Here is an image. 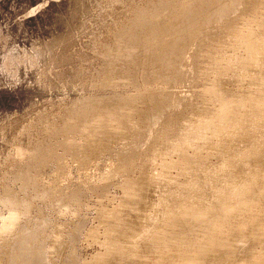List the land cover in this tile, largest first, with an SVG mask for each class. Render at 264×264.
<instances>
[{
	"label": "rangeland",
	"instance_id": "374dc122",
	"mask_svg": "<svg viewBox=\"0 0 264 264\" xmlns=\"http://www.w3.org/2000/svg\"><path fill=\"white\" fill-rule=\"evenodd\" d=\"M193 1L0 0V226L5 195L29 204L25 215L15 212L14 233L0 234V264H17L22 232L47 248V264H264V94L247 93L251 79L254 90L264 85V3L232 0L208 17L200 54L191 47L178 79L164 82L174 65L156 56L184 48ZM133 84L142 90L133 103L120 113L102 103L72 133L75 151L96 152L85 162L62 147L44 166L15 157L61 141L41 129L40 116L60 125L76 102L133 96ZM156 96L180 101L150 110ZM131 153L140 158L131 172L103 182ZM219 242L225 248L198 254Z\"/></svg>",
	"mask_w": 264,
	"mask_h": 264
},
{
	"label": "bare ground",
	"instance_id": "6f19581e",
	"mask_svg": "<svg viewBox=\"0 0 264 264\" xmlns=\"http://www.w3.org/2000/svg\"><path fill=\"white\" fill-rule=\"evenodd\" d=\"M236 1L237 0H233V4H235ZM261 1H262V3H264V0H261ZM193 2H194V6L189 11V20H190V24H191L192 28L189 31V34H188L189 36H187L185 38L186 43L184 45V48L182 50H180L178 52V54H176V55L170 56L171 53H168L163 58H162V55L156 56V58L159 61L161 60V63H163L165 61L164 62V65L166 66V68L168 70H170V67L174 65L173 68L171 69L172 73H171V75H170L169 78L161 77V79H165L164 82L175 81V80L178 79L179 75L182 72L181 67L183 66V61L186 58L185 57V54H186V52L191 47L194 46V49L196 47L195 52H194V57L195 58L200 54V50H199L200 47L199 46H201V44H202V35H203L202 28L205 26L204 24L206 23L207 18L208 17H211L212 14H218L221 11L223 13L227 12V9L226 8L229 7V6L231 7V5H232L231 4L232 0H194ZM238 2L239 3L242 2L243 4H245L246 3V0H238ZM181 11H183V7L179 5L175 9V11L172 13V15L173 16H178L181 13ZM259 13L261 14L262 12L260 11ZM246 19H247V17H246ZM167 29H168V27L167 26H164V27H158V28H156L155 31H157L159 34H163ZM200 33H201V40L199 41ZM158 46L161 49H165L168 46V42L166 40L161 41ZM188 54H187V57H188ZM190 55H189V57H190ZM186 60H187V58H186ZM188 61H187V63H188ZM188 68H190V64H189V67ZM189 70H191V69H189ZM109 71H110V66H107V68L105 70V73H104V76H103V81H104L105 86L112 87L115 84H114L113 80L109 79V77H110ZM262 72L261 73L264 74V70ZM156 79H153L151 81L150 85H152L156 81ZM256 82H258L257 79H251L248 82L249 85L248 84L247 85L249 86V90H248L247 93H249V92H254V93L259 92L257 94H264V85L262 86L263 89H261V90H256V89L254 90L253 89V88H257L258 85H259ZM133 87L136 88V93L133 96H131V95H123V96L114 95V96H112V97H110L108 99H102V100H99V101L88 100V101H84V102H82V101L76 102L72 107H70L69 109H67L64 112L65 113L64 116H61V123H60V125H58L55 121H51L52 118L51 119L49 118L50 119V121H49V119H47L46 117H41L40 116V119L37 120V121H39V126L41 127V129H43V131H45L46 133H49V134H52V135L53 134L54 135L55 134H58V136L61 135V137H62L61 138V141L58 142L55 146H52L50 148H45V147L41 148V147H38V146L41 145L40 144V145L36 146L37 148L34 149V151H32V152L25 151V150H21V149H17L16 153L14 154L15 157L17 158L18 161H22V160H24L26 158H28V159L31 158V160H33V164H38V165L44 166L48 162H50L52 159L55 158V156H56V154H55L56 149H58V147H62L63 149L66 150L67 153H69L71 156H73L74 158H76V160H78L79 162H81V163L85 162L86 161V154H87L88 151H91V150H89V149H87V150L86 149L80 150L79 149V151H75V148L74 147H78V146L73 141V138H75V137H72L73 136L72 133L77 132L82 127H84V124H85V122L87 120H92V118L97 115L98 111H100L103 108L102 105H101L102 103L107 102V104H112L113 111L117 110V111H119L118 113H120V111L123 110V107L124 106H127V105L133 103L134 102V99H137V98H139L141 96L142 90L139 89V88L137 89V87H136L135 84H133ZM235 92H231V90H229L228 99L227 100L233 99ZM179 101L178 102L176 101V102H170V103H168L167 101L161 100L159 98V96H156L154 99H152L151 104L149 105L148 108H150V110H151V107L160 106L159 107V111H162L164 109H167V108L171 107L172 105H175L176 103H179ZM151 114L152 113L149 111L148 112V115H151ZM68 116H70L71 119H68ZM176 122H177V124H180V126H181L182 120H181L180 116L177 117ZM72 124H74V125H72ZM63 125H72V126L69 127V132L67 130H64L63 129ZM150 125H151V123H150ZM29 128H31V127H29ZM173 128L174 127H172L170 124H168V125H166L164 127V131L166 133H170V132L173 131ZM38 130L40 132V129H38ZM36 131H37V129H36ZM36 131H35V133H36ZM30 132L32 133V131H30ZM26 134H27V132H26ZM31 135H33V134H31ZM150 137H149L150 138L149 139V142L147 141L148 144L147 143H145V144H147L148 145L147 147L148 148L150 147V149H151L153 147V145H154L155 140H156L157 132L154 133V131H153V135L150 136ZM53 139H55V138H53ZM104 144H105V142L104 141H101V145H104ZM107 146H108V144L105 145V148ZM88 147L91 148L92 146L89 145ZM73 150L75 152H73ZM91 152H94V151H91ZM94 153H96V152H94ZM130 155H131L130 157L128 156L129 158L127 157L128 158V161L124 165L122 164L115 171L110 172L104 179H102V181L103 182H107V181L111 180L112 178H114L115 176L117 177V175L119 173H121V174L122 173H128L129 174V172H131V170H132V168L134 166V163L140 159L139 157L138 158L136 157V154H132L131 153ZM81 156H83V159L81 158ZM56 161H57V159H56ZM136 171H137V169H136ZM9 172L11 174H14L15 178H20V176H21L19 174L20 172L18 174L16 173L17 171H16V168H14V167H11L10 170H9ZM33 181H34V179H33ZM174 188H176V187H174ZM154 192H156V193L158 192L157 194H159V191L158 190H155V191L152 190V192H150V193H154ZM9 194L5 195V198L3 197L4 199L2 200L3 206L5 205L8 208V210H9V216L6 217V218H1V224H2V226H0L1 227L0 234L3 235V236H8V235H11L12 233H14L16 227H10V225L14 223V222L13 223H10V222H11L12 219H14L16 217L15 212H19L20 213V216H22V215H25L28 212V209H29V204L22 203V202L18 201L17 199L13 198ZM160 195H161V192H160ZM147 205L150 208L151 207L156 208L158 206V204L155 205V204H153V202L151 203L150 200L147 202ZM124 207H125V205L119 207V211L121 212ZM110 229H111V227H110ZM17 238H18V247H19L18 252H17V258H16V263L17 264H47L48 260H47V256H46V251H47V248L46 247H43L42 245H39V243L38 242H35V241H34L35 243H33V239L31 238V235L28 234V232H22ZM229 239H232V238H229ZM226 241H228V240H226ZM54 242H55V238H52L51 241H50V244H51L50 247H53ZM236 243H238V242H236ZM35 244H38V245H35ZM225 244H226V242L225 243L224 242H219V243H217V244L215 243L213 245L212 244H208L207 245L208 247L199 248L198 254H201L202 252H205V251H207L209 249H215L216 250L219 247H222V246L224 247ZM229 246H230V244H229ZM62 249H63V245H60V249L57 250L56 253H59ZM49 251L51 253L54 252L53 251V248H51ZM14 262H15V260H14ZM182 264H189V263H182Z\"/></svg>",
	"mask_w": 264,
	"mask_h": 264
}]
</instances>
